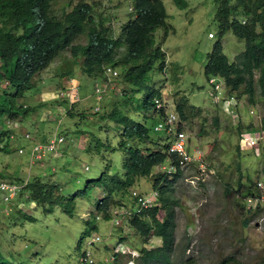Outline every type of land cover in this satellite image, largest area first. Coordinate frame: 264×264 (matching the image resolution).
Segmentation results:
<instances>
[{"label": "rangeland", "instance_id": "rangeland-1", "mask_svg": "<svg viewBox=\"0 0 264 264\" xmlns=\"http://www.w3.org/2000/svg\"><path fill=\"white\" fill-rule=\"evenodd\" d=\"M86 1L94 8V19L105 23L110 22L111 14L120 3L116 0ZM162 1L168 14L167 22L172 30L164 39V28L155 30V46H160L165 52V60L163 68L158 67L160 61L156 62L149 73L148 83L150 88L164 90L165 93H161L163 103L167 109L176 112L179 118L177 105L181 104L186 116L182 121L185 122L184 131L189 137V146L200 149L205 156L202 170L192 165L171 184L172 194L178 199L175 204V243L171 264H189L187 261L182 262L187 257L195 264H218L229 256H233L236 264H264V221L257 223L260 219L255 215L244 227L243 220L248 217L249 211L238 205L243 204V200L240 202L234 194L239 179L245 182L249 177L254 183L264 178L262 148L259 147L258 151L254 148H238L237 133L238 128H244L247 124L260 126L259 117L263 114L262 99L257 88L256 105L248 104L246 96L241 97L238 100L241 110L238 112V118L226 114L222 108L221 100L229 94L223 84L220 85L219 101L211 93L208 95L211 86L203 66L213 43L219 38V27L215 20L216 5L213 0H187L188 7L185 9H178L172 0ZM77 2L78 0H56L53 7L58 11L61 8L70 11ZM127 5L128 3L123 2L118 6L116 14L121 20L117 21L121 22L123 18L124 23L132 16ZM117 21L115 19L113 25L114 37L119 34ZM209 32L213 34L212 37H209ZM221 42L224 53L231 61L236 60L245 49L244 41L236 38L231 30L224 34ZM75 43L85 44L86 37L82 35L76 38ZM122 51L123 46L119 45L117 53ZM70 58L72 57L69 51L60 53L49 68L41 72L38 77L40 79L22 98H14L17 101L16 106L21 103L34 105V95L49 91V88L59 90L63 85L68 88L66 79L59 75H66L65 72H68L70 67H77V63H71ZM121 71L120 66L115 73L108 71L106 78L115 79L94 88L97 96L105 94L101 102H96L92 96L94 80L78 72L75 78L79 80L80 100L75 104L72 117L63 119L54 112L51 120L43 110L44 106H38V111H29L24 118L19 117L17 126H14L13 122L6 123L7 114L0 117V133L6 128L12 130L10 138L2 140V136L0 140V146L8 147V152L0 149V179L20 182L29 171L30 179L40 174L48 182L56 181L60 186L63 185L64 195L75 193L76 196L72 214L66 213L60 205L47 212L43 207L34 204L31 207L22 205L19 209L24 214L34 216L32 221L19 219L20 213L15 210L3 219L0 214V264H80L79 255L92 236L101 237V241L86 246L96 264H108L104 258L109 259V248L115 246L120 236L124 238L120 240H124L125 244L130 243V246L137 248L140 253L142 247L154 248L161 244V239L156 234L145 240L129 225L126 231L110 227V221L102 219V215L95 209L96 203L103 198L104 193L91 179L99 176L104 168L118 175L123 172L124 153L116 148L120 139V128L114 120L104 116L106 112L103 108V105L107 110L114 104L119 105V100L129 87L126 83L122 84L123 81L118 75ZM229 95L236 96L235 93ZM137 102L136 106L139 108L142 95ZM50 103L57 104L54 99H51ZM26 106L28 110L34 108ZM96 106L100 108L98 113L93 111ZM123 106L124 103H121L119 110ZM244 107L248 112L242 109ZM128 109L133 117H141L140 113H135L129 107ZM232 109L230 106V110ZM83 110L85 114L81 115ZM250 110L253 114L249 113ZM215 118H218L217 124ZM155 120V116L147 115L145 124L149 127L150 136L164 143L162 132L153 129ZM41 130H44V135L61 132L66 141L60 146L59 155L46 157L29 166L28 160L34 139ZM25 134H29L30 139H27ZM81 138L84 141H81ZM151 140L153 142L152 138ZM78 142L85 146V150L78 149ZM149 145L152 149L156 148L152 143ZM21 146L24 148L22 154L18 152ZM84 165H88L89 169L85 170ZM164 170L163 167L156 166L153 172L155 174L165 172ZM168 178L173 179L171 176ZM227 185L230 186L229 194L224 192ZM131 188L149 192L153 188L152 177L139 178ZM117 199L118 196L116 203L120 202V198ZM131 200L128 192L122 197V204L131 206ZM122 204L114 208L121 211ZM2 205L0 194V206ZM97 214H100V218H96ZM159 217L162 218V214ZM87 220L91 221L90 224H95V227L89 230V235H85ZM111 231L114 234L108 236Z\"/></svg>", "mask_w": 264, "mask_h": 264}, {"label": "trees", "instance_id": "trees-1", "mask_svg": "<svg viewBox=\"0 0 264 264\" xmlns=\"http://www.w3.org/2000/svg\"><path fill=\"white\" fill-rule=\"evenodd\" d=\"M55 2L56 0H0V81L3 79L7 82L0 84V116L7 114L11 118L19 112L24 115L28 113L27 107L16 106L17 101L14 98H22L40 79L38 77L41 72L64 51H69L72 57L70 61L77 63V67L70 69L72 75L80 69L82 74L99 78L104 74L107 65L125 67L119 77L129 86L128 91L119 100V105L124 103V106L119 110V105L114 104L107 110L103 105L106 112L104 116L123 127L118 148L124 153V172L120 176L105 168L99 176L91 179L104 193L103 198L96 203L95 209L102 215V219L109 220V208L118 203L116 197L118 196L121 202L128 188L139 177H152L153 188L158 191V200L154 206L135 215L130 224L140 233L142 239L149 240L155 234L161 239V245L157 247L141 248L140 264H171L175 243V204L178 202L172 194L171 184L182 174L183 169L176 165L171 173L165 171L154 174L156 166L162 165L168 159L175 163L176 157L168 153V144H160V141L154 140L152 142L149 127L129 114L128 109L129 107L135 112H150V115L154 116L151 111L154 108L153 98L159 97L160 93L159 90L150 88L147 83L149 73L156 62L160 61L158 67L164 66V52L159 46H155L154 31L162 27L166 36L171 29L165 22V6L161 0H134L135 16L132 14L126 22L121 23L118 37H114L109 26L103 21L94 20V8L86 0H78L70 11L64 8L55 10ZM173 2L180 9L188 6L187 0ZM213 3L216 5L215 20L219 27V38L207 54L203 66L204 74L207 78H222L228 93L236 92L238 98L247 94L248 101L252 104L256 103L257 88L264 108V0H213ZM228 30H231L236 38L243 40L245 46L244 51L234 61L229 60L224 53L221 42ZM82 34L86 37V43H75L76 38ZM119 45L124 46V51L120 54L116 50ZM137 92L143 93L139 108L136 106ZM177 109L181 120H185L181 104L177 105ZM214 121L217 124L218 118ZM260 128L264 130V110ZM257 131L255 126L247 124L244 128H238L237 133L240 139L244 133ZM10 134L11 131L3 130L0 140L2 136L3 140L10 138ZM151 143L160 148L152 149L149 145ZM239 144L240 142L238 148ZM20 148L24 150L22 146ZM0 149L8 152L7 146H0ZM170 176L173 179H169ZM247 178L245 182L239 179L234 188V194L240 202L247 193L259 194L255 184ZM25 191L28 199L35 201L44 211H52L55 206L60 205L66 213L74 212L75 194L64 195L62 186L48 182L39 175L26 183ZM224 192L229 194V185ZM19 201L17 198L10 200L13 204ZM238 205L243 209L241 203ZM17 212L20 213L19 219L23 221L34 220V216L24 214L20 210ZM257 212L258 210L251 212L244 218V227ZM160 214L162 218L159 217ZM8 216L10 215H6ZM90 222L87 220L85 223V235L95 227V224ZM184 261L195 264L190 257L182 260ZM228 261L229 264H236L233 256L225 257L218 264H228Z\"/></svg>", "mask_w": 264, "mask_h": 264}, {"label": "clouds", "instance_id": "clouds-1", "mask_svg": "<svg viewBox=\"0 0 264 264\" xmlns=\"http://www.w3.org/2000/svg\"><path fill=\"white\" fill-rule=\"evenodd\" d=\"M118 2H120L118 4L119 5H122L123 2H126L128 3L127 5V9L129 11V13H132L134 16H135V11H134V8H133V1L134 0H116ZM162 1V0H161ZM163 2V1H162ZM173 2V0H172ZM88 3V2H87ZM174 3V2H173ZM90 4V3H88ZM164 4V3H163ZM91 5V4H90ZM175 5V4H174ZM92 6V5H91ZM118 6L116 7V10L114 13H112L111 15V18H110V22L108 23H105L104 21V24L106 26H109L112 30V32H115L114 31V20L116 19L117 14H116V11H117V8ZM165 6V5H164ZM176 6V5H175ZM73 7V6H72ZM122 7V6H121ZM177 7V6H176ZM188 7V6H187ZM178 8V7H177ZM166 9V7H165ZM180 9V8H178ZM93 14H94V9H93ZM166 14H167V11H166ZM94 18V16H93ZM167 18H168V14H167V17L165 19V22L168 24L167 22ZM120 19V18H118ZM95 20V19H94ZM109 20V19H108ZM121 20V19H120ZM96 21V20H95ZM100 20L96 21V22H99ZM117 21V19H116ZM122 21H123V18H122ZM122 21H117L118 22V32L120 31V24L122 23ZM170 26V25H169ZM171 27V26H170ZM159 28H162V27H159ZM172 30L169 29L168 32ZM167 32V34H168ZM155 33V31H154ZM165 34V32H164ZM83 35V34H82ZM80 35V36H82ZM209 37H212L213 34L211 32H209ZM78 36V37H80ZM85 36V35H84ZM114 36V35H113ZM167 36V35H166ZM164 35L163 39L166 37ZM77 37V38H78ZM155 43V41H154ZM223 45V44H222ZM123 46V45H122ZM160 47V46H159ZM124 48V46H123ZM117 50V48H116ZM124 51V49H123ZM122 51V52H123ZM163 52V51H162ZM58 56V55H57ZM164 56H165V52H164ZM72 59V58H70ZM54 62V60L52 61ZM51 62V63H52ZM71 62V61H70ZM50 63V64H51ZM72 63V62H71ZM49 64V65H50ZM159 65V64H158ZM111 67V69H110ZM118 66L114 67L112 65H107L105 66V70H104V74L99 77V78H92L94 80V84H93V93H92V96L95 98L96 102H101L103 101V98L105 96V94H103L102 96H97V94L94 92V88H98L100 86V84H102L103 82H108L109 80H114L115 78H106V75H107V72L108 71H116ZM49 68V66L47 67ZM71 68V67H70ZM122 70H124V68L122 67ZM44 71V70H43ZM45 72V71H44ZM78 72H81V70H78L76 72L75 75L72 76V73L71 71H69V77H71L72 79H76L78 81V83L75 85V82L72 80V79H69V81L67 82V84H69V87L66 88L65 86L66 85H63L61 86L62 88L61 89H53V88H49V91H45V92H51L53 93V96L46 99V100H43V101H39V99H36V103L34 105H31L29 103H21L20 105L22 107H27L26 105H29L30 107H34L33 109H29V111H38L36 108L39 106H44L43 110H45L46 114L49 115L48 117L52 120L51 118V115L54 114V112H56L61 118H65V117H72L74 115V108H75V104L79 102L80 100V97H79V92H78V88H79V80L76 77L77 73ZM71 73V74H70ZM63 75L62 78L64 77H67V75ZM85 75V74H84ZM118 75H120V73H118ZM117 75V77H118ZM120 77V76H119ZM118 79V78H116ZM122 79V78H121ZM3 81V82H2ZM123 81V80H122ZM121 81V82H122ZM207 81L209 82L211 88L209 89L208 91V95L211 93L217 101L220 100V95H221V88H220V85L223 84L224 87L226 88L225 86V83L223 82V79L222 78H219V77H215V76H211L210 78H207ZM1 83H5L7 84V82L5 80H1L0 81V84ZM123 85H125L124 82H122ZM150 87V84L147 83ZM95 85V86H94ZM51 87H54L53 85H51ZM107 89V85L105 87V90ZM156 89V88H154ZM104 90V91H105ZM159 90V89H157ZM128 91V89H127ZM161 91V92H160ZM43 93V92H42ZM159 97H154L153 98V103H154V108L153 110H151L153 113H154V116L156 118L155 122L153 123V129L155 131H158V132H162L161 134L164 136L165 138V142L166 144H168V147H167V150H168V153L170 154H173L172 152H170L169 148H170V145H171V136H169L168 134H166L163 130L161 129H158V125L159 123H162L165 121V117L167 116V114H169L170 112H173L175 115H176V118H177V124H176V128L178 131H184V121H182L178 114L176 112H174L173 110H170V109H167V106L163 103L162 101V94H164V90H159ZM162 93V94H161ZM232 93H235L236 96H233V95H229V94H232ZM232 93H229L227 94L225 97L222 98V108L225 110L226 114H231L233 116H236V117H240L239 113L241 110H240V105H239V102L238 100L240 98L237 97V93L236 92H232ZM142 95L143 96V93L141 92H137L135 93V98H139V96ZM243 96H246L248 98V95L247 94H243ZM242 96V97H243ZM51 99H54L55 102H57V104L55 105L54 103H50V100ZM39 101V102H38ZM256 102H258V99H256ZM40 104V105H38ZM159 104V106H158ZM248 104H251L252 106L256 105V103L252 104L251 102L248 101ZM103 105V104H102ZM230 106L233 107L232 110H230ZM109 109V108H108ZM244 111L248 112V110L244 107L242 108ZM262 109L264 110V108L262 107ZM28 111V112H29ZM94 113H98L100 111V108L98 106H96L94 109H93ZM85 111L83 110L80 114L81 115H84ZM135 113H140L141 114V117H134L140 121H143L145 123V117L147 115L151 116L150 115V112H143V111H138V112H135ZM250 114H253V111L250 110L249 111ZM146 114V115H145ZM3 116V115H2ZM262 116V114H261ZM261 116L259 118H261ZM1 117V116H0ZM19 117L21 118H24V114L19 112L16 116L14 117H11L9 118L8 116L6 117V123H11L13 122L14 123V126H17L16 124V121H20L19 120ZM152 117V116H151ZM12 120V121H10ZM15 120V121H14ZM261 120V119H260ZM116 123V122H115ZM260 124V122H259ZM146 125V124H145ZM147 126V125H146ZM118 127L120 128V139H121V135L123 133V127L118 125ZM148 127V126H147ZM255 128H257V132H252V133H244L242 134V136H240V139H239V142H240V149L241 148H244V150H248V149H252L254 148L255 151H258L259 150V147L261 148H264V130L260 128V126L258 125L257 127L255 126ZM4 129V128H3ZM5 131H11V134H10V137L12 136V130L10 128H6L4 129ZM44 130H41L39 133H37L35 139H34V145L32 147V151H33V148L36 144H44V143H47L49 142L51 139H54L56 141V147H55V150L53 151H47L44 153V155H42L41 157H36L33 152L31 153L30 155V159L28 160V164L29 166H32L34 164V162H38V161H42L44 158L46 157H49V156H55V155H59L60 153V146L66 141V137L65 135H63L61 132H57L55 131L54 133L52 134H45L42 133ZM186 134V132H185ZM46 136V137H44ZM187 136V134H186ZM25 137L27 139H30V136L29 134H25ZM151 137V136H150ZM153 140L154 138L151 137ZM188 138V149L190 151L193 152V148L189 146V137L187 136ZM85 139V138H84ZM119 139V140H120ZM3 140V139H2ZM83 140V138H81V141ZM80 141V140H79ZM84 141V140H83ZM156 141V140H154ZM119 142V141H118ZM118 142H117V147L118 148ZM160 144H163L162 143V140H160ZM78 145L80 146L78 149L81 148V150H85V146L81 145L79 142H78ZM91 147V143H89V148L90 149ZM156 148H160L159 146H156ZM87 149V150H88ZM119 149V148H118ZM121 150V149H119ZM24 150H22L20 147L18 148V152L19 153H23ZM122 151V150H121ZM123 152V151H122ZM203 159L205 161V156L203 154ZM171 164V165H170ZM178 165V163L175 161V163H171V161L168 159L166 162H164L162 165H160L161 167H163L165 170L164 171H167L169 173L173 172L174 169H175V166ZM192 165H195L196 168H197V164H191L190 166ZM189 166V167H190ZM171 167H173L171 169ZM188 168V167H187ZM84 169L85 170H88L89 167L88 165H84ZM105 169V168H104ZM184 171V170H183ZM123 172H124V168H123ZM122 172V174H123ZM39 176H41L40 174H37ZM36 176V175H35ZM34 176V177H35ZM121 176V175H120ZM34 177H32L31 179H33ZM41 178L43 179V177L41 176ZM141 178V177H139ZM138 178V179H139ZM138 179L136 180L135 183H137ZM30 180V172L28 171L27 172V175L26 177L20 181V182H15V181H9V180H6V179H0V182H8V183H13L15 185H17L18 187V190L17 192L12 196V197H9V198H5V193H2L0 191V194H1V201L3 202V205L0 206V214H1V217L2 219L4 217H6V215H11L15 210L16 212L21 208L22 205H25V206H32L33 204L38 206L35 201H31L28 199V195L25 191V185L27 182H29ZM252 182V181H251ZM56 183V181H55ZM134 183V184H135ZM133 184V185H134ZM255 184V188L258 190L259 194H245L244 195V198H243V209L244 210H247L249 211V213L251 212H254L256 210H258L257 214H256V218L259 220L257 221V223H260L262 221H264V206L261 205L259 202L256 203L255 205H252L248 198L249 197H256V196H261L264 192V178L263 179H259L257 180L256 182H254ZM132 185V186H133ZM63 186V185H62ZM132 186H130L128 188V192L132 198V204L131 206H125L123 205L122 203V200L121 202H118L117 204L113 205L111 208H109V221H110V227H116V228H120L124 231H126V228L127 226L129 225L131 227V224H130V220L135 216V215H139L141 214L143 211H145L146 209L150 208L151 206H154L158 200V191L154 188H152L149 192H140V191H137L136 189L134 188H131ZM131 188V189H130ZM130 189V190H129ZM133 191H136L137 193L139 194H148L150 192H156L157 195L155 196V198L153 199L152 201V204L150 206H147V207H144V206H140V204H138L136 202V198L135 196L132 194ZM103 192V190H102ZM127 192V193H128ZM75 194V193H73ZM19 199V203H14L13 202H10L11 199ZM118 204H122V210L121 211H117L114 206L118 205ZM130 212V213H129ZM129 213V214H128ZM32 216V215H31ZM96 218H100V214H97L96 215ZM116 220H118V223H116ZM1 218H0V222H1ZM14 224V223H12ZM114 234L113 231L109 232L108 236H112ZM89 235V234H88ZM121 239H124L122 236H120ZM120 238H118V241L117 243L115 244V246H111L109 248L110 250V253H109V259L107 260L106 258H104V261L108 264H138V262L140 263L139 261V257H140V252L138 251L137 248H133L130 246V243L128 244H125L124 240H120ZM82 240V239H81ZM81 240H79V243L81 242ZM98 241H101V237L100 236H92L89 241H87V244L86 246H90L92 244H94L95 242H98ZM144 243H148L147 241H144ZM161 245V244H160ZM85 248L82 250V252L80 253L79 255V258H78V261L80 264H96V260L92 257L91 253L89 250H87V248ZM147 248V247H146ZM108 249V248H107ZM141 250V248H140ZM138 251V252H137ZM122 258H124V260H122ZM101 261L103 260V258H100Z\"/></svg>", "mask_w": 264, "mask_h": 264}, {"label": "built area", "instance_id": "built-area-1", "mask_svg": "<svg viewBox=\"0 0 264 264\" xmlns=\"http://www.w3.org/2000/svg\"><path fill=\"white\" fill-rule=\"evenodd\" d=\"M176 124V115L173 112H170L165 117V121L159 123L157 128L163 130L166 134L171 136L172 141L169 150L175 155L176 162L178 163L180 168L185 170L191 164L195 163L202 170L204 166L203 152L198 148L193 149V152L188 149V138L185 132L177 130ZM55 147L56 141L54 139H51L47 143L36 144L32 152L36 157H41L45 152L55 150ZM172 168L173 167H171V169ZM17 190V185L13 183H8L5 181L0 182V191L2 193H5V198L12 197L17 192ZM132 194L135 196L136 202L140 204V206L142 205L144 207L150 206L153 199L157 195L155 191L150 192L146 195L139 194L136 191H133ZM248 200L252 205H255L259 202L264 206V192L261 196L249 197ZM116 223H118V220H116Z\"/></svg>", "mask_w": 264, "mask_h": 264}, {"label": "crops", "instance_id": "crops-1", "mask_svg": "<svg viewBox=\"0 0 264 264\" xmlns=\"http://www.w3.org/2000/svg\"><path fill=\"white\" fill-rule=\"evenodd\" d=\"M71 69V68H70ZM69 69V71H71ZM80 70V69H79ZM68 71V72H69ZM71 74V73H70ZM73 76V75H72ZM59 77H61L62 78V76L61 75H59ZM65 79H66V82H68L69 81V79H72L71 77H69V74L67 75V77H64ZM74 82H77L78 83V81L76 80V79H72ZM35 96V99H39V101H43V100H46V99H48V98H50V97H52L53 96V93H51V92H41V93H39V94H35L34 95ZM38 101V102H39ZM38 105H40V104H38Z\"/></svg>", "mask_w": 264, "mask_h": 264}, {"label": "bare ground", "instance_id": "bare-ground-1", "mask_svg": "<svg viewBox=\"0 0 264 264\" xmlns=\"http://www.w3.org/2000/svg\"><path fill=\"white\" fill-rule=\"evenodd\" d=\"M3 146V145H2Z\"/></svg>", "mask_w": 264, "mask_h": 264}]
</instances>
